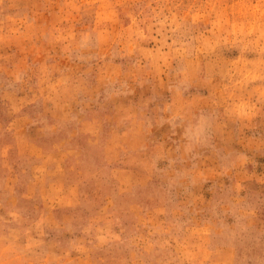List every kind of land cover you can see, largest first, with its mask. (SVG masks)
<instances>
[{"label": "rangeland", "instance_id": "374dc122", "mask_svg": "<svg viewBox=\"0 0 264 264\" xmlns=\"http://www.w3.org/2000/svg\"><path fill=\"white\" fill-rule=\"evenodd\" d=\"M0 264H264V0H0Z\"/></svg>", "mask_w": 264, "mask_h": 264}]
</instances>
